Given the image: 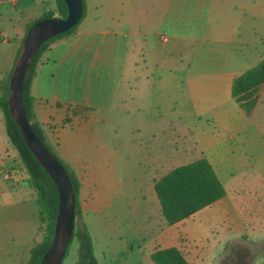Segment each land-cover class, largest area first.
Here are the masks:
<instances>
[{
    "label": "crops",
    "instance_id": "crops-1",
    "mask_svg": "<svg viewBox=\"0 0 264 264\" xmlns=\"http://www.w3.org/2000/svg\"><path fill=\"white\" fill-rule=\"evenodd\" d=\"M84 2L75 32L42 53L30 85L33 120L80 182L81 220L93 209L92 188L105 173L102 158L110 154L90 116L126 104L135 84L137 104L150 93L156 110L168 119L198 118L190 149L206 157L225 190L223 179H228L233 197L240 199L236 174L252 167L250 158L264 156V134L255 121L264 83L249 114L232 97L231 83L264 58V0ZM53 10L54 0H0V95L26 25ZM69 107L86 109L72 115ZM65 117L70 120L63 122ZM163 157L158 151L150 165L162 166ZM23 169L0 111L1 223L32 219L40 224L36 195ZM261 198L264 204V183Z\"/></svg>",
    "mask_w": 264,
    "mask_h": 264
},
{
    "label": "rangeland",
    "instance_id": "rangeland-1",
    "mask_svg": "<svg viewBox=\"0 0 264 264\" xmlns=\"http://www.w3.org/2000/svg\"><path fill=\"white\" fill-rule=\"evenodd\" d=\"M138 98L135 84L126 104L90 116L92 128L110 147L109 156L102 158L107 160L105 173L92 188L93 209L82 220L98 264H154L149 254L158 246L183 247L194 264H264V156L250 158L252 167L236 174L242 200L233 197L229 180L223 179L225 197L169 225L161 215L153 180L198 157L190 149L198 118L170 120L156 110L150 93L137 104ZM255 114L264 134V101ZM160 150L165 162L154 167L150 164ZM41 236L35 220H0V264H27L30 244ZM77 248L74 239L61 264H77Z\"/></svg>",
    "mask_w": 264,
    "mask_h": 264
},
{
    "label": "trees",
    "instance_id": "trees-1",
    "mask_svg": "<svg viewBox=\"0 0 264 264\" xmlns=\"http://www.w3.org/2000/svg\"><path fill=\"white\" fill-rule=\"evenodd\" d=\"M54 3L55 10L45 11L38 18L29 22L26 25L25 34L29 27L38 19L45 17H66L67 7L64 0H54ZM82 4V15L74 26L41 43L31 59L24 79V90L22 93L24 108L28 119L31 120L34 132L61 163H63L61 159L46 143L40 125L33 120L32 107L34 98L30 94V85L42 53L53 41L67 37L75 32L77 25L84 15V0H82ZM19 50L20 48L17 51V55ZM9 79L10 74L1 81L0 111L3 115L9 143L23 164V172L27 175L28 183L36 195L35 203L37 205L42 236L30 246L27 264H40L42 256L53 237L55 218L58 210V191L52 178L27 147L20 129L9 112L7 99ZM263 83L264 58L243 73L235 76L232 80L231 95L248 114L251 113L256 104L258 90ZM84 109L86 108L69 107L67 110L72 115H75ZM69 120L70 117H65L63 122H68ZM64 166L68 172L75 194L74 226L64 257L67 255L72 241L76 239L78 243L77 264H98L94 255L92 238L87 227L82 220L80 223L77 221L81 217L78 202L80 182L74 172L66 165ZM153 189L158 199L161 214L169 225L188 218L200 209L213 204L226 195V190L222 182L219 180L210 162L204 156L197 157L171 168L154 181ZM149 257L154 264H191L181 249L176 246L156 248L150 253Z\"/></svg>",
    "mask_w": 264,
    "mask_h": 264
},
{
    "label": "water",
    "instance_id": "water-1",
    "mask_svg": "<svg viewBox=\"0 0 264 264\" xmlns=\"http://www.w3.org/2000/svg\"><path fill=\"white\" fill-rule=\"evenodd\" d=\"M64 2L67 7L65 18H41L27 30L10 73L7 94L9 112L20 129L27 147L52 178L58 191V210L53 237L40 264H61L73 231L75 194L64 164L34 132L24 108L22 93L31 59L41 43L74 26L82 15V0H64Z\"/></svg>",
    "mask_w": 264,
    "mask_h": 264
},
{
    "label": "built area",
    "instance_id": "built-area-1",
    "mask_svg": "<svg viewBox=\"0 0 264 264\" xmlns=\"http://www.w3.org/2000/svg\"><path fill=\"white\" fill-rule=\"evenodd\" d=\"M9 1H11V2H15L16 0H9Z\"/></svg>",
    "mask_w": 264,
    "mask_h": 264
}]
</instances>
